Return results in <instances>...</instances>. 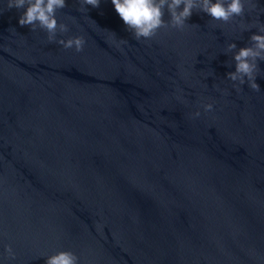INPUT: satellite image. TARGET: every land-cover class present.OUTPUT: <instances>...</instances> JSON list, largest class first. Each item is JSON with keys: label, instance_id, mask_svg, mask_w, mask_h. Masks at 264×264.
I'll return each instance as SVG.
<instances>
[{"label": "water", "instance_id": "95a60500", "mask_svg": "<svg viewBox=\"0 0 264 264\" xmlns=\"http://www.w3.org/2000/svg\"><path fill=\"white\" fill-rule=\"evenodd\" d=\"M83 7L56 12L76 52L0 0V264H264V61L259 91L227 78L264 0L140 40Z\"/></svg>", "mask_w": 264, "mask_h": 264}, {"label": "clouds", "instance_id": "9594fccd", "mask_svg": "<svg viewBox=\"0 0 264 264\" xmlns=\"http://www.w3.org/2000/svg\"><path fill=\"white\" fill-rule=\"evenodd\" d=\"M246 2L247 0H111L116 13L136 40L151 39L161 28L183 30L194 10L207 14L214 21L228 24L234 18L244 16ZM80 3L79 10L84 11V5L98 8L100 0H80ZM6 4L8 10L20 11L18 24L21 27L27 26L32 31L40 29L46 32L49 42H56L64 49L83 51L86 43L83 36H74L67 40L57 39V33L68 31L67 25L58 23L56 19L57 10L66 7V0H6ZM165 12L169 15L168 20L164 19ZM241 27L250 30L251 26ZM257 33L250 36L248 46L239 48L233 55L235 70L228 72L227 78L238 82L233 84L237 91L245 83L254 91L260 90L256 78L260 71L258 61H264V25L258 26ZM234 49H237L235 43L228 44V52ZM203 108L209 112L213 109V104H203ZM199 115V111L194 113V116ZM5 251L9 257L14 258L15 254L10 245L6 246ZM78 260L73 252L62 250L47 257L45 264H78Z\"/></svg>", "mask_w": 264, "mask_h": 264}]
</instances>
